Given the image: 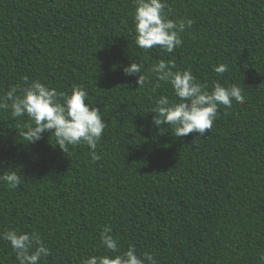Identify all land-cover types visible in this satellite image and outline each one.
I'll list each match as a JSON object with an SVG mask.
<instances>
[{
  "label": "trees",
  "instance_id": "1",
  "mask_svg": "<svg viewBox=\"0 0 264 264\" xmlns=\"http://www.w3.org/2000/svg\"><path fill=\"white\" fill-rule=\"evenodd\" d=\"M166 3L169 19L193 21L171 54L135 45V0H0V101L25 76L58 95L82 86L107 125L93 163L88 145L65 153L47 131L29 143L28 117L0 109V173L21 176L0 184V233H37L50 249L39 264L130 245L157 264H264V0ZM160 60L208 91L237 85L245 103L221 105L202 137L154 126L157 98L175 99L150 71ZM141 62L150 83L138 89L123 69ZM105 226L119 253L101 244ZM0 264H18L3 239Z\"/></svg>",
  "mask_w": 264,
  "mask_h": 264
},
{
  "label": "clouds",
  "instance_id": "2",
  "mask_svg": "<svg viewBox=\"0 0 264 264\" xmlns=\"http://www.w3.org/2000/svg\"><path fill=\"white\" fill-rule=\"evenodd\" d=\"M166 0H135L133 16L135 45L143 50L159 48L171 54L182 46L180 34L186 27L190 28L193 21L181 20L178 23L169 19L165 13ZM171 61L160 60L150 71L157 81L170 84L174 100L167 95L157 98L155 106L150 110L154 113V126H166L174 129V136L185 137L191 133L204 136L211 130L217 116L218 108L232 107L233 102L245 103V96L240 87L233 84L224 87L215 83L211 91L197 82L191 70H173ZM145 65L131 63L123 69L127 76H135L138 89L150 83L148 76L143 74ZM226 65L214 66L217 74H223ZM159 85L157 84V87ZM19 93V95H18ZM62 97V99H61ZM88 93L82 86H74L70 94H57L54 88H49L39 80L29 81L23 77L22 86H11L0 101V109L10 110L12 118L27 116L29 123L25 125L23 135L29 143H36L43 138L45 131L56 139V144L63 152L68 153L69 146L75 147L81 143L90 147L91 159L95 163L101 159L96 152L107 125L102 118L100 108L87 103ZM0 184L17 188L21 184V176L15 170L0 173ZM112 228L105 226L100 233L101 244L106 251L119 253L118 240L111 235ZM0 239L10 243L18 264H39L42 258L50 254L37 233L8 230L0 233ZM264 262V254L260 257ZM82 264H157L149 253L143 256L136 254L134 246L114 256H90Z\"/></svg>",
  "mask_w": 264,
  "mask_h": 264
}]
</instances>
